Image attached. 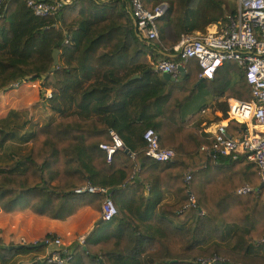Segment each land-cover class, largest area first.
<instances>
[{
  "label": "trees",
  "instance_id": "1",
  "mask_svg": "<svg viewBox=\"0 0 264 264\" xmlns=\"http://www.w3.org/2000/svg\"><path fill=\"white\" fill-rule=\"evenodd\" d=\"M160 1L141 0L147 9ZM165 1L155 19L158 37L146 40L126 0H70L44 16L32 14L25 0H0V90L41 79L58 113L31 128L24 110L0 118V209L55 219L85 205L97 210L102 193L74 191L89 182L109 189L116 212L73 242L69 264H264V186L255 166L243 155L220 154L194 124L213 97L224 98L223 112L228 97H250L243 69L225 60L211 77H198L194 57L174 79L152 69L158 57L178 60L161 51L174 53L181 33L222 23L236 4ZM53 48L58 63L47 72ZM146 127L173 149L170 161L145 154ZM109 128L123 148L106 161L98 144L110 142ZM225 129L242 130L234 120ZM244 183L252 190L236 193ZM43 239L20 246L0 239V259L39 249ZM25 264L52 263L37 257Z\"/></svg>",
  "mask_w": 264,
  "mask_h": 264
},
{
  "label": "built area",
  "instance_id": "2",
  "mask_svg": "<svg viewBox=\"0 0 264 264\" xmlns=\"http://www.w3.org/2000/svg\"><path fill=\"white\" fill-rule=\"evenodd\" d=\"M69 1L25 0V4L32 14L44 16ZM126 1L136 33L146 40L157 39L155 19L165 12L168 3L162 0L151 9H147L141 0ZM171 48L178 56V60L158 57L152 63L154 70L165 71L175 77L179 73L177 65H183L190 57L196 59L200 68L198 77H211L214 69L225 60H233L243 69L250 97L248 99L228 97L224 115L219 112L220 118L214 123V128L209 130L204 127L203 130L214 139L213 148L220 154L232 157L243 155L250 160L255 166L259 181L264 186V0H236L235 10L227 13L222 23H211L205 30L195 33H181ZM207 109L208 107L201 106L199 112L204 114ZM228 120L236 121L242 130L234 135L227 133L225 127ZM257 127L262 128L261 134H258ZM108 133L110 142L98 144L105 152L106 161L110 160L114 150L123 148V142L117 133L111 128L108 129ZM141 135L146 143L145 154L148 157L158 161L172 159L173 149L159 145L153 128L146 127ZM188 179L189 174L186 173L184 180ZM251 190L252 187L244 183L236 188V193ZM74 191L103 194L98 209V217L101 220H109L115 214L116 207L109 189L105 186L85 182L74 188ZM189 199L191 203L192 195H189ZM83 237L84 234L80 233L75 237V241L81 243ZM42 242L50 247L39 258H44L52 264H69L72 253L60 236L55 235L52 240L43 239Z\"/></svg>",
  "mask_w": 264,
  "mask_h": 264
},
{
  "label": "crops",
  "instance_id": "3",
  "mask_svg": "<svg viewBox=\"0 0 264 264\" xmlns=\"http://www.w3.org/2000/svg\"><path fill=\"white\" fill-rule=\"evenodd\" d=\"M165 1V0H164ZM167 2V1H166ZM168 3V2H167ZM211 23L205 25V30ZM200 31L198 29L192 30L190 33ZM174 44V43H173ZM172 44V45H173ZM167 47V46H163ZM14 98H10L7 104V109L0 115V118L4 117L9 109L23 110L24 107H18ZM208 107V105H204ZM219 110L211 109L208 107L204 114L198 111L196 119L201 116L202 118H209L210 122L205 123L201 121L203 127L212 130L214 123L220 118V116L213 115L214 113L219 114ZM190 113L186 117H189ZM211 116H214L211 117ZM194 119V121L196 120ZM30 128L32 126H29ZM260 133L263 132L261 127H257ZM144 192V190H143ZM168 197V193H165V198ZM98 217V209H93L88 205L82 206L77 209L73 214L66 217L65 219L49 218L44 215H37L31 212L29 209H23L19 211L6 212L0 209V239L3 244H30L35 243L43 239L45 234L53 233L60 236L64 245L69 248L73 245L75 237L78 232H87L92 225L95 223ZM41 245L39 249H30L25 252L15 254L9 259L1 260L0 264H25L31 263L35 258L42 255L49 249L48 244L42 242L37 243Z\"/></svg>",
  "mask_w": 264,
  "mask_h": 264
},
{
  "label": "rangeland",
  "instance_id": "4",
  "mask_svg": "<svg viewBox=\"0 0 264 264\" xmlns=\"http://www.w3.org/2000/svg\"><path fill=\"white\" fill-rule=\"evenodd\" d=\"M232 1L236 4V0ZM49 92H51V88L44 86L41 79H21L18 83L11 84L10 88L0 90V115L7 109L9 99L14 98L16 100L15 104L18 107H24L25 119L28 120L25 128L29 126L37 127L50 118H57L58 113L52 109L53 103L49 99ZM223 99L222 97H213L208 102V107L216 111L219 110L224 115V112L221 110V104L219 103ZM213 115L218 116V113H214ZM211 117L214 118V116ZM201 121L208 123L210 119L199 116L194 121V124L198 126L199 130L204 132ZM80 233L78 232L77 234ZM215 258L217 259V257Z\"/></svg>",
  "mask_w": 264,
  "mask_h": 264
},
{
  "label": "water",
  "instance_id": "5",
  "mask_svg": "<svg viewBox=\"0 0 264 264\" xmlns=\"http://www.w3.org/2000/svg\"><path fill=\"white\" fill-rule=\"evenodd\" d=\"M132 22H133V24H134L133 19H132ZM137 35H138V34H137ZM138 37L141 38V36H139V35H138ZM161 54H163V55H167V56H175V55H176L175 53L170 54V53H167V52H165V51H161ZM51 58H52V60H51V64H50V66H49L47 72L52 71V70L55 68V66L57 65V63H58V60H57V50H56V48H53V49H52V51H51ZM177 68H178V70H179V72H180L181 74L184 73V67H183V65L178 64V65H177ZM146 69H149V68H146ZM152 69H153V68H152ZM47 72H45L44 74H41L40 77H41V78H44V76H46ZM161 74H162V76L165 77V78H168V79H174V77H173L172 75H170L169 73H167V72H165V71L161 72ZM136 76H137V74H133V75H132V77H136ZM27 79H28V78H27ZM20 80H21V79H18V81H20ZM259 185H260V186H263V183H262V182H259ZM101 221H102V220H101L100 218H97V220L95 221V223H99V222H101ZM20 245H21V244H15L14 246H20ZM8 247H11V246H8Z\"/></svg>",
  "mask_w": 264,
  "mask_h": 264
},
{
  "label": "bare ground",
  "instance_id": "6",
  "mask_svg": "<svg viewBox=\"0 0 264 264\" xmlns=\"http://www.w3.org/2000/svg\"><path fill=\"white\" fill-rule=\"evenodd\" d=\"M261 134V133H260Z\"/></svg>",
  "mask_w": 264,
  "mask_h": 264
}]
</instances>
